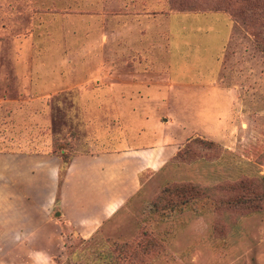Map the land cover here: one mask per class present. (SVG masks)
Returning a JSON list of instances; mask_svg holds the SVG:
<instances>
[{
	"label": "rangeland",
	"instance_id": "obj_1",
	"mask_svg": "<svg viewBox=\"0 0 264 264\" xmlns=\"http://www.w3.org/2000/svg\"><path fill=\"white\" fill-rule=\"evenodd\" d=\"M169 2L0 0V152L48 153L55 143L70 155L147 147L123 141L143 131L146 117L164 122L158 132L170 142L199 137L215 145L141 173L137 193L121 205L116 199L89 237L56 220L63 236L62 252L51 247L56 264H264V54L227 14L212 10L222 0L183 11ZM141 19L163 22L148 31L162 33L157 65H169L177 80L169 101L148 116L109 107L97 77L126 63L117 39L124 30L111 25ZM244 179L255 180L252 202L237 201L235 185ZM177 184L196 185L205 196L153 207Z\"/></svg>",
	"mask_w": 264,
	"mask_h": 264
},
{
	"label": "crops",
	"instance_id": "obj_2",
	"mask_svg": "<svg viewBox=\"0 0 264 264\" xmlns=\"http://www.w3.org/2000/svg\"><path fill=\"white\" fill-rule=\"evenodd\" d=\"M162 24L141 19L111 25L123 28V35L118 34L117 39L127 52L122 54L126 62L123 69L113 65L97 75L104 78L101 89L108 94L109 107L143 110L148 116L169 101L168 93L177 80L169 65L167 70L165 64L160 69L157 65L162 54H156L155 48L164 40L162 33L148 31L163 29ZM163 123L146 117L143 131L123 138L148 142L147 147L141 144L135 148L125 146L115 151L73 155L61 182L58 178L61 163L56 156L0 152V264H56L53 257L57 251L51 247L63 251V236L56 220L71 223L81 237L93 235L99 224L114 213L116 199L121 205L137 193L140 174L160 171L181 147V141L170 142L175 138H166L162 131L158 132ZM97 212L103 215L97 218L98 223L89 228L88 224H82L86 216L92 220ZM38 251L45 252L42 260H39L42 256L36 257Z\"/></svg>",
	"mask_w": 264,
	"mask_h": 264
},
{
	"label": "trees",
	"instance_id": "obj_3",
	"mask_svg": "<svg viewBox=\"0 0 264 264\" xmlns=\"http://www.w3.org/2000/svg\"><path fill=\"white\" fill-rule=\"evenodd\" d=\"M198 1L200 0H194L186 4L185 0H170L171 3L169 2V4H171V7H177L175 10L183 11L198 5ZM222 2L221 5L214 3L212 10H215L214 12L220 10V12L227 14L264 54V0H222ZM218 7L220 8L218 9ZM196 146L203 149L204 146L211 148L215 145L199 137L186 139L185 144L178 149L170 162H181L196 157L193 150ZM65 147L66 145L63 143H55L51 152L44 153L56 156L60 160L59 182L62 181L67 166L73 157V155L64 152ZM253 182L255 180L244 179L235 185L240 187L242 191L241 197H238L237 201L252 202L257 197L252 187ZM204 196V193L196 185L177 184L163 189L153 202V207L165 209L178 204H186L196 199H203ZM163 200L166 202H163Z\"/></svg>",
	"mask_w": 264,
	"mask_h": 264
},
{
	"label": "water",
	"instance_id": "obj_4",
	"mask_svg": "<svg viewBox=\"0 0 264 264\" xmlns=\"http://www.w3.org/2000/svg\"><path fill=\"white\" fill-rule=\"evenodd\" d=\"M56 215H58V213Z\"/></svg>",
	"mask_w": 264,
	"mask_h": 264
}]
</instances>
